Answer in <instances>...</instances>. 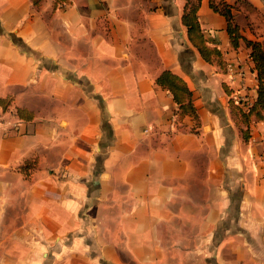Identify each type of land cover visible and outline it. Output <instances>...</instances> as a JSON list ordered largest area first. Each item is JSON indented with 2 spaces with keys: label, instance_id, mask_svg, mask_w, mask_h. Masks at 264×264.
Instances as JSON below:
<instances>
[{
  "label": "crops",
  "instance_id": "0c3cea01",
  "mask_svg": "<svg viewBox=\"0 0 264 264\" xmlns=\"http://www.w3.org/2000/svg\"><path fill=\"white\" fill-rule=\"evenodd\" d=\"M185 1L0 0V264H264L254 62ZM226 2L264 49V0Z\"/></svg>",
  "mask_w": 264,
  "mask_h": 264
},
{
  "label": "trees",
  "instance_id": "16d2710c",
  "mask_svg": "<svg viewBox=\"0 0 264 264\" xmlns=\"http://www.w3.org/2000/svg\"><path fill=\"white\" fill-rule=\"evenodd\" d=\"M37 1L38 0H34V2ZM199 3L200 0H186L182 12V20L187 27V33L190 40L198 48L202 56L211 61L215 57L219 58L221 52L217 47L209 46L206 42L197 14ZM220 3L221 6L214 0H210L212 7L219 10L227 19V30L230 36L231 44L233 46H237L239 45L240 39H242L249 47V55L254 62V69L258 80L257 97L246 111L249 113L254 112L258 117H264V49L259 39L248 38L238 31V25L234 22L232 6L226 2V0H221ZM163 77L167 79L170 78V88L172 89L173 95L182 103V100H184L185 97V91L183 90L185 87L184 84L181 83L180 79L175 74L168 71L160 77V82H162ZM181 90L183 91L181 92Z\"/></svg>",
  "mask_w": 264,
  "mask_h": 264
},
{
  "label": "built area",
  "instance_id": "2783aa9c",
  "mask_svg": "<svg viewBox=\"0 0 264 264\" xmlns=\"http://www.w3.org/2000/svg\"><path fill=\"white\" fill-rule=\"evenodd\" d=\"M228 68V70L233 71L234 73H236L238 76H240L241 78H244L246 75V71L244 69V67L242 65H238L236 69L233 70V65L229 62L226 66ZM245 95H240L238 94L236 99L243 104L246 108H249V106H251V103L249 102L248 98L244 97Z\"/></svg>",
  "mask_w": 264,
  "mask_h": 264
}]
</instances>
